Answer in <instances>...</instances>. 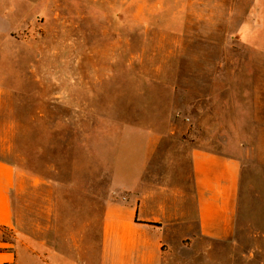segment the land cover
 <instances>
[{"label": "rangeland", "instance_id": "obj_1", "mask_svg": "<svg viewBox=\"0 0 264 264\" xmlns=\"http://www.w3.org/2000/svg\"><path fill=\"white\" fill-rule=\"evenodd\" d=\"M146 129L244 145L239 242L188 247L264 264V0H0V160L17 175L2 233L19 264H49L29 235L51 264H99L115 160Z\"/></svg>", "mask_w": 264, "mask_h": 264}, {"label": "crops", "instance_id": "obj_2", "mask_svg": "<svg viewBox=\"0 0 264 264\" xmlns=\"http://www.w3.org/2000/svg\"><path fill=\"white\" fill-rule=\"evenodd\" d=\"M129 136L113 166L99 264H218L212 260L218 257L228 259L220 264H243L245 257L258 253L188 247L200 240L239 242L246 183L243 144L235 152L229 147L213 151L197 146L181 131L159 134L146 129ZM16 182L15 169L0 160V264H19L17 246L2 233L15 225ZM28 239L31 251L43 249L51 264L57 249L45 240L42 246L30 235Z\"/></svg>", "mask_w": 264, "mask_h": 264}]
</instances>
